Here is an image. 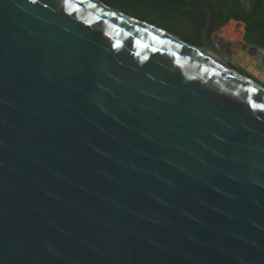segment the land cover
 Segmentation results:
<instances>
[{"label": "water", "instance_id": "1", "mask_svg": "<svg viewBox=\"0 0 264 264\" xmlns=\"http://www.w3.org/2000/svg\"><path fill=\"white\" fill-rule=\"evenodd\" d=\"M192 6L203 48L101 0H0V264H264V77Z\"/></svg>", "mask_w": 264, "mask_h": 264}, {"label": "trees", "instance_id": "2", "mask_svg": "<svg viewBox=\"0 0 264 264\" xmlns=\"http://www.w3.org/2000/svg\"><path fill=\"white\" fill-rule=\"evenodd\" d=\"M106 2L105 0H101ZM120 11L162 28L203 48L201 33L208 18L192 6V0H113ZM212 13L209 35L231 21L245 24V40L264 49V0H198ZM118 5L120 7H118ZM186 25L187 29L183 27Z\"/></svg>", "mask_w": 264, "mask_h": 264}, {"label": "rangeland", "instance_id": "3", "mask_svg": "<svg viewBox=\"0 0 264 264\" xmlns=\"http://www.w3.org/2000/svg\"><path fill=\"white\" fill-rule=\"evenodd\" d=\"M105 1L106 4L113 7L111 5L114 3L113 0H105ZM118 7L120 6L118 5ZM183 27L185 28V30L187 29L186 25H183ZM245 34H246V30L244 24L243 25L237 24L236 27H232V23L229 22L226 26L222 27L218 32H215L213 35H211V38L213 40V43L217 51L221 54L227 55L229 57V60L236 65L237 71L243 74H245L244 71L246 70L251 71V69L246 65V58L244 57L247 50L245 49L241 50V48L238 47V45L243 46L245 44L243 42V37L245 36ZM232 46H233L232 49L234 50L232 52V55L230 56L228 52L231 49L230 47ZM235 46L237 47L235 48ZM241 69H243L244 71ZM260 70L262 69L259 68V71Z\"/></svg>", "mask_w": 264, "mask_h": 264}, {"label": "crops", "instance_id": "4", "mask_svg": "<svg viewBox=\"0 0 264 264\" xmlns=\"http://www.w3.org/2000/svg\"><path fill=\"white\" fill-rule=\"evenodd\" d=\"M243 24V23H242ZM245 25V24H244ZM246 35V34H245ZM250 47H252V46H250ZM261 50H263L264 51V49H261ZM238 55V54H237ZM245 58H246V65L251 69V74H254V75H256V74H259V76H262V77H264V67L263 66H259V64L257 63V61H256V59L254 58V57H250L249 55H248V51H246V53H245V56H244ZM259 68H261L262 70L259 72ZM263 71V72H262Z\"/></svg>", "mask_w": 264, "mask_h": 264}, {"label": "flooded vegetation", "instance_id": "5", "mask_svg": "<svg viewBox=\"0 0 264 264\" xmlns=\"http://www.w3.org/2000/svg\"><path fill=\"white\" fill-rule=\"evenodd\" d=\"M192 1H193V0H192ZM243 42H244L245 44L247 43V42H246V40H245V36L243 37ZM245 44H244V45H245ZM247 44H248V43H247ZM244 45H243V46H241V45H238V47H240V48H241V50H242V49H244ZM236 47H237V46H235V48H236ZM230 48H231V49L229 50V52H228V53H229V54H230V56H231V55H232V52H233V50H234V49H232V48H233V46H232V47H230ZM223 55H224V54H223ZM225 56H226V57H228L227 55H225ZM228 58H229V57H228Z\"/></svg>", "mask_w": 264, "mask_h": 264}, {"label": "bare ground", "instance_id": "6", "mask_svg": "<svg viewBox=\"0 0 264 264\" xmlns=\"http://www.w3.org/2000/svg\"><path fill=\"white\" fill-rule=\"evenodd\" d=\"M232 23V27H236L237 26V24H242V23H238V22H236V21H232L231 22ZM243 25V24H242ZM243 29V28H242ZM211 56L213 57V58H215L216 60H219V58H217L215 55H213V54H211ZM219 61H221V60H219Z\"/></svg>", "mask_w": 264, "mask_h": 264}]
</instances>
